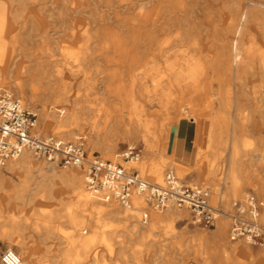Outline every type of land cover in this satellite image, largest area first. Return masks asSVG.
Segmentation results:
<instances>
[{
  "label": "rangeland",
  "instance_id": "1",
  "mask_svg": "<svg viewBox=\"0 0 264 264\" xmlns=\"http://www.w3.org/2000/svg\"><path fill=\"white\" fill-rule=\"evenodd\" d=\"M0 4L5 8L7 7L10 17H14L15 14L27 15L29 25L25 32L33 35L28 41V45L36 55H40V61L48 60L46 56L48 51L52 54V58L49 60H61V48L63 46L75 52L69 61H73L75 56L81 59L86 48L89 49L88 53L93 58L92 61H89V68L91 69L89 71L91 72L87 76L88 80L84 82L83 79H78L71 91L77 97L79 96V105L77 104L76 107L79 108L77 111L81 118H90L92 122V117H97L100 120L97 124H102L101 120L105 118L106 114L113 117L121 114L124 120L134 119L135 116L130 104L127 102L122 104L119 100L112 98V94L107 88L106 78L111 77V72L120 69L123 74L118 78L115 77L117 79H115L114 85L122 86L124 91H128L133 82L130 72L136 68V66L129 65L123 57L111 55L114 50L112 44H107V50L103 51L101 49L102 43L90 38L93 31L87 32L79 24H75L77 18L65 23L57 15L50 16L44 12L32 0L23 2L0 0ZM140 11L142 10L121 13L120 15L131 20V18H138ZM41 22H44L45 26H42ZM130 22L133 25L132 30L137 35L139 29L135 26V21ZM115 31L127 36L123 29L115 28ZM171 36L172 34L166 35L168 49H172L174 45L169 39ZM6 37L4 50L9 56L12 53V34L7 32ZM122 45L125 51L136 46L128 41ZM138 51L141 52L140 49ZM150 52L147 58L155 59L158 49L154 48ZM172 53L170 52V56L168 55V63L175 60ZM137 57L140 64L147 59L143 54H139ZM34 63L35 61H33ZM93 66L94 68H92ZM11 70L14 68L12 67ZM14 75L15 73L11 72V78L8 82H0V86L10 89L16 97L20 98L17 93L15 94L12 87ZM172 75L163 78L162 85L165 88L152 93V99L166 100L169 109L163 110L154 106L143 113L142 122L155 118L160 133L157 139H152L146 146L142 144L140 138L134 142L135 146L133 147H137L141 151L140 159L136 163L126 164L119 157L120 153L133 143V139L123 134L117 137L120 140H117L114 154L103 157L99 150L100 147L93 146L91 135L86 130L91 123L89 121H81L79 127H75L73 130V134L62 135V137L66 140L81 137L85 142L89 156L95 155L103 160L117 161L123 166L137 171L142 177L143 175L139 170L141 163L148 168L156 166L162 178L167 171L172 169L179 179L208 189L211 205H217L218 202L215 199H221L225 210L229 213L232 204L247 193H252L264 201V196L259 192V185L255 184L257 183L255 181L245 180L242 183L241 193L238 196H233L231 193L232 183L229 175H225L224 166L229 145L231 148L232 145H236L237 153L233 156L235 166L237 162H244L246 172L251 174L257 173L259 168L264 170V105H258L250 94L224 91L218 95L204 90L190 91L189 87L192 83L190 79H185L184 75ZM133 78L136 79L137 84L144 82L141 81L142 76L139 74ZM167 84H172V87L166 89ZM146 85L150 89L149 84L146 83ZM139 90L142 91V87H139ZM26 93L21 99L37 113L38 129L44 134H53L54 131L47 130L44 122L40 120V104L34 101L30 92L26 91ZM234 99L240 103L239 107L233 106ZM223 102L230 105L224 107ZM180 104L183 105L179 109L182 113H185L183 109L191 106L196 113L200 114V128L208 123L217 122L219 124L215 128V131L223 132L220 145H217L221 155L219 159L203 152L199 156L193 155L192 162L188 163L182 161L175 153L183 143L190 149L193 148L194 144L192 139H187L183 143L173 139V134L178 129L174 108ZM232 120L238 121L235 130L238 140L233 143L229 139ZM130 123L133 122L130 121ZM244 141L250 142L251 145L244 148ZM201 144L207 145V140L203 139ZM93 147L95 150H92ZM32 157L33 165L44 170L42 172L44 177L29 171L9 170V161L4 167H0L1 171L6 169L10 173L9 176L3 177V183L0 185V225L3 236H8L10 225L13 224L14 228H17V233L20 234V236L15 237H26L25 242L33 250L34 259L39 264H259V258H264V241L260 247H252L244 241H230L229 219H226V230L220 238L221 223L219 221L216 228L204 230L199 226L190 224L189 215L185 210L172 208L163 213H155L145 205L144 207L150 214V222L147 226L141 225L135 217L125 221L110 217L107 214L98 216L91 213V208L83 206L79 194L69 185L68 180L54 174V172H79L83 188L86 190L82 180L84 171L74 167L59 168L44 161L34 160ZM179 162L187 166L185 171L187 175L183 177L178 176ZM194 172L201 175L197 181L191 178ZM242 176L241 178H243ZM221 184L225 186L224 193L220 192ZM98 204L115 207L120 211L124 210L113 201L108 203L99 201ZM170 210L179 212L182 217L177 215L167 217L166 215ZM129 211L132 212L133 210ZM134 212L139 217V213ZM263 212L264 209L260 213L259 222L264 230V226L261 224ZM69 218L75 219L74 225L78 232L77 235H75L74 225ZM46 229H50L49 235L44 234L43 231ZM82 235L88 242L86 248L77 241ZM42 237L44 240H41ZM22 248L23 246L18 241L0 243V251L12 249L18 254ZM235 248L245 249L253 257L250 259L243 257L235 252Z\"/></svg>",
  "mask_w": 264,
  "mask_h": 264
},
{
  "label": "bare ground",
  "instance_id": "2",
  "mask_svg": "<svg viewBox=\"0 0 264 264\" xmlns=\"http://www.w3.org/2000/svg\"><path fill=\"white\" fill-rule=\"evenodd\" d=\"M32 1L37 3L44 12L50 16L57 15L65 23L77 18L75 24H79L87 32L93 31L90 38L98 43H102L101 49L103 51L107 50V44H112L114 50L111 52V55L121 56L126 59L129 65L136 66L130 72L133 82L129 86L128 91H124L122 86L114 85L115 79L123 74V71L120 69L111 72V77L106 78L107 88L112 94V98L119 100L122 104L126 102L130 104L135 116L133 120H124L121 114L115 117L106 114L105 118L101 120L102 124H97L100 121L97 117H92V122L90 118H81L77 111L79 108L77 109L76 107L79 96L77 97L71 91L77 84L78 79H83L84 82L88 80L87 76L91 72L89 71L91 70L89 68V61L93 58L88 53L89 49L86 48L81 59L75 56L73 61H69L75 52L63 46L61 48V60H49L52 58V54L48 51L46 55L48 60L40 61V55H36L28 45V41L33 35L26 34L27 31L25 32L26 27L29 25L27 15L19 16L15 14L14 17H10L7 7L5 8L0 4V82L7 83L11 78L10 73L14 72L12 87L15 94L17 93L20 97L19 99L22 101L21 98H24L26 91L31 93L34 101L40 104V120L44 122L47 130H53V134L55 135L69 136L73 134L75 127H79L81 121L91 122L86 130L91 135L93 146L100 147L99 150L103 154V157H109L111 154H114L118 140L117 137L120 134L133 139L130 147L135 146L134 142L138 138H140L142 144L145 146L152 139L158 138L160 128L156 124L155 118L142 122V116L143 113L154 106H158L163 110L169 109L166 100L159 98L152 99L153 92L165 88L162 85L165 76L167 77L172 74V76L184 75L185 79L192 81L189 87L190 91L204 90L210 93H217L218 95H221L224 91L250 94L258 105H264V0ZM139 9L142 11H140L138 18L135 19L131 18L129 20L120 15L121 13H129ZM130 21H135V26L139 29L137 35L132 30L133 25H131ZM41 23L42 26H45L44 22ZM115 28L123 29L127 36L123 33H117ZM7 32L12 34V53L9 56L4 50ZM170 34L172 36L169 39L174 44L172 49L167 48L168 38H166V35ZM125 41L131 42L136 46L130 48L131 51H125L122 45ZM154 48L158 49L156 58H147L151 53L150 51ZM139 49L141 50L140 53ZM170 52H173L175 60L168 63L167 59L170 56ZM139 54H143L147 58L141 64L137 57ZM33 61H35L34 64ZM11 64L14 70H11ZM137 74L142 76L141 81H144L143 84L136 83V79L133 77ZM146 83L149 84L150 89ZM166 86V89H169L172 87V84H167ZM0 87L12 93L8 88L4 86ZM139 87H142V91L139 90ZM223 105L227 107L230 104L223 102ZM182 106L180 104L174 108L175 122L178 129L173 134V139L179 140L182 143L187 139H192L194 144L193 148L190 149L183 143L175 153L182 161L188 163L192 162L193 155L199 156L203 152H208L214 158L219 159L221 155L217 149V145L221 142V137L223 136L222 131H215V128L219 124L217 122L208 123L203 128H200V114L196 113L191 106L183 109L185 113H182L179 110ZM233 106H240L237 99L233 100ZM130 121L133 123L131 124ZM237 123L238 121L235 120L230 122L229 139L232 143L238 140L235 131ZM35 130L42 133L38 129L37 122ZM203 139L207 140V145L201 144ZM250 145L251 143L248 141L243 142L244 148ZM95 147L92 150H95ZM236 153L237 146L232 145V156H235ZM31 156L33 155L29 151L23 152L17 159L9 161L8 169L29 171L30 173L32 172L40 177H44L42 174L44 170L39 166L33 165ZM32 158L38 160L34 156ZM136 162L129 161L126 164ZM186 167L183 163L179 162V177L187 175L185 173ZM245 169L243 178L230 172L229 179L232 183V195L238 196L242 190V183L247 180L257 182L255 184L259 185V192L264 196V170L262 171V168H259L257 173L251 174L246 172L247 169ZM139 170L147 180L140 176L147 182L158 185L164 183V178H162L156 166L148 168L145 164L141 163ZM54 174L68 180L69 185L79 194L83 206L91 208V213H95L98 216L107 214L110 217L125 221L135 217L141 225L147 226L149 224L150 214L146 209L150 207L145 204L142 197H133L131 207H123L114 202L124 209L120 211L115 207L98 204L99 201H105L97 198L88 190L85 175H83L82 180L86 190L83 188L79 172H54ZM9 175L10 173L6 169L2 171L0 169V185L3 183V177ZM176 178L179 179L177 176ZM248 194L251 193L245 194L237 201L245 202ZM256 198L258 199V197ZM215 200L218 202L215 207L219 205L224 207L221 199L217 198ZM258 200L264 205V201ZM211 202L214 204L212 200ZM145 205L147 208L144 207ZM172 208L179 209L176 206H170L164 211ZM134 211L139 213V217H137ZM152 211L155 213L164 212L154 209ZM186 212L188 213V211ZM144 213L148 214V222L146 224L142 221ZM172 215L182 217L179 212H175L174 210H170L166 216L171 217ZM226 219L228 218L221 217L218 220L221 223L220 238L226 230ZM229 221L231 227V220L229 219ZM71 222L73 225L75 224L74 219H71ZM261 224L264 226V212L261 216ZM0 237L9 238V236ZM229 239L231 241L230 229ZM13 241H18L23 246L18 253L21 264H39L34 259L33 250L28 247L25 240L16 237ZM77 241L83 244L84 248L88 246L87 239L83 235ZM239 241H244L246 244L252 246L247 240ZM234 250L237 254L239 253L248 259L253 257L245 249L235 248ZM258 263L263 264L264 258H259Z\"/></svg>",
  "mask_w": 264,
  "mask_h": 264
},
{
  "label": "built area",
  "instance_id": "3",
  "mask_svg": "<svg viewBox=\"0 0 264 264\" xmlns=\"http://www.w3.org/2000/svg\"><path fill=\"white\" fill-rule=\"evenodd\" d=\"M37 113L13 93L0 87V167L29 151L40 160L59 168H78L84 171L88 190L105 202H116L131 207L132 199L140 196L150 208L164 211L170 206L185 209L190 224L202 229L216 228L221 217L231 220V241L247 240L252 246L260 247L264 241V230L259 216L264 205L252 193L245 202L232 204L230 213L222 205H210L208 189L185 183L176 178L172 170L167 171L162 185L151 184L140 174L127 169L117 161L89 156L81 137L66 140L55 134H42L35 130ZM141 151L127 146L119 157L125 162L138 161ZM232 212V213H231ZM144 224L148 214L143 215ZM2 264H21L19 255L5 249L0 255Z\"/></svg>",
  "mask_w": 264,
  "mask_h": 264
},
{
  "label": "crops",
  "instance_id": "4",
  "mask_svg": "<svg viewBox=\"0 0 264 264\" xmlns=\"http://www.w3.org/2000/svg\"><path fill=\"white\" fill-rule=\"evenodd\" d=\"M233 161L234 160H233V156L231 154V146L229 145L228 150H227V156H226V159L224 160L225 175L228 176L230 174V172H233L234 174H236L238 176H242L244 168L246 167L245 163L244 162H241V163L237 162L236 166H235ZM219 164H220V162H219ZM191 178L197 181L201 178V175H200V173L194 172L193 175L191 176ZM220 192L221 193L225 192V186L223 184H221V186H220ZM69 220L71 222L70 218H69ZM1 227L2 226L0 225V236H3L2 232H1ZM73 228H74L75 235H77L78 232L76 230V226L74 225ZM43 232H44V234L49 235L50 229H46ZM8 236H9V238H1L0 237V243H2L3 241H13L14 238H16L15 236H20V234L17 233V228H14L13 224L10 225V233ZM18 238L26 240L25 239L26 237H24V236H21ZM41 240H44L43 237L41 238ZM1 253H2V251H0V255H1Z\"/></svg>",
  "mask_w": 264,
  "mask_h": 264
}]
</instances>
